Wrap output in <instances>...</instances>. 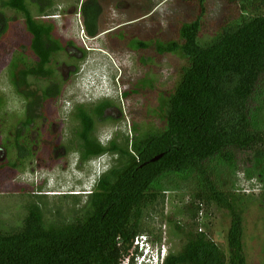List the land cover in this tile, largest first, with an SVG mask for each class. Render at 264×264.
Segmentation results:
<instances>
[{"label": "trees", "instance_id": "1", "mask_svg": "<svg viewBox=\"0 0 264 264\" xmlns=\"http://www.w3.org/2000/svg\"><path fill=\"white\" fill-rule=\"evenodd\" d=\"M195 2L196 17L181 26L180 38L157 44L159 53L185 60L178 85L157 106L162 113L160 124L142 128L133 124L131 137L115 136L104 143L96 135L97 121L105 119V110L113 101L102 100L89 108L77 106L79 126L69 148L80 163L109 155L110 165L79 210L63 213L58 207V218H46V196L38 194L39 201L27 206L19 227L5 230L0 225V264H123L128 258L132 262L139 252L137 237L147 234L156 238L155 243L162 242L147 220L165 205L163 192L172 189L163 182L168 176L187 183L194 179L197 186L192 191L198 205L214 203L228 209L231 226L229 254L206 233L196 232L189 234L183 250L168 256L165 264H247L244 211L230 190L214 179L209 163L217 158L233 165L236 150L248 155L243 167L250 172L260 169L264 179V0H226L231 7L227 18L206 40L200 36L206 0ZM8 4L26 9L25 0ZM146 46L149 43L140 42L134 48ZM42 61L47 65L49 54ZM55 74L51 67L39 66L35 71L36 76L59 77ZM13 76L12 68V81ZM139 87L121 91L122 98L138 94ZM60 92L57 85L44 88L41 96L36 97L37 91L21 94L32 99L26 117L20 119L19 137L34 124L36 106ZM4 104L0 96V110ZM70 197L75 203L82 201L78 194Z\"/></svg>", "mask_w": 264, "mask_h": 264}, {"label": "rangeland", "instance_id": "2", "mask_svg": "<svg viewBox=\"0 0 264 264\" xmlns=\"http://www.w3.org/2000/svg\"><path fill=\"white\" fill-rule=\"evenodd\" d=\"M195 1L115 0L104 6L111 24L103 25V29H109L101 40L89 42L85 39V43L123 57L111 58L100 49L90 51L89 56L79 62L81 73L72 82L64 83L58 99L49 101L41 110L46 117L42 114L34 126L23 130L20 137L17 130L21 129L20 119L25 117V101L11 84V69L21 42L16 38L19 24L11 23L5 36L0 38V96L5 101L0 110V225L5 230H14L21 225L28 213L27 206L39 201L38 194L46 196V218H58V207H62L63 213L74 208L79 210L109 167V155L80 163L77 153L69 148L79 126L76 119L78 105L89 108L105 98L113 101L115 108L109 114L113 119L107 120L105 116L96 126V135L104 143L115 136L131 137L134 135L133 124L137 123L139 128L160 124L162 113L157 106L161 98L169 96L178 85L185 60L175 54L159 53L157 44L180 38L181 26L196 17ZM206 8L200 33L202 40L216 33L231 7L226 0H206ZM133 35L143 42L148 41V48L133 51V47L141 42L133 38L127 40ZM69 62V58L55 57L52 65L54 69L60 66L65 73L70 69ZM49 83L39 79L32 88L45 87ZM136 85L140 86L138 94L122 98L121 91L131 90ZM261 86L264 92V82ZM259 105L255 103V106ZM25 146L29 150L22 149ZM234 153L233 165L222 159H212L209 163L211 173L237 198V207L244 211L243 242L247 264H264V179L260 169L250 172L249 168L243 167L248 155L236 150ZM163 182L167 189L169 186L172 189L163 192L165 205L157 207L159 212L152 213L147 220L152 232L160 235V248L169 256L178 254L187 243L189 234L203 232L229 254L230 211L214 203L199 206L192 191L197 186L194 179L187 183L168 176ZM72 194H78L82 201L75 203L70 197ZM63 196L68 198L60 199ZM141 248L145 252L147 245ZM151 255L149 252L148 256ZM129 262L127 259L124 264Z\"/></svg>", "mask_w": 264, "mask_h": 264}, {"label": "flooded vegetation", "instance_id": "3", "mask_svg": "<svg viewBox=\"0 0 264 264\" xmlns=\"http://www.w3.org/2000/svg\"><path fill=\"white\" fill-rule=\"evenodd\" d=\"M113 1L115 0H66V2L57 0H25L26 9H19L14 5L8 4L9 2H13V0H0V38L5 36L7 28L14 22L15 24H19V28H17L19 34L16 35V38H18L19 43L23 42L22 45L20 43V48L18 46L19 51L17 49L13 65L14 82L11 80V84L18 95L22 96L21 94L25 91H37V97L38 95H43V89L46 87L53 88L57 85L61 87L60 94L55 95V98L50 95L46 101H41L42 106H36L35 117H37L32 126L36 124L37 119L42 114L46 117L41 110L45 109L49 101H56L58 99L57 97L63 91V84L72 82L75 76L81 73L82 70L79 62L86 59L91 53L90 51L100 49L111 58L113 56L118 58L123 57L119 53L113 54L102 48L90 47L85 43V39H88L89 42L101 40L105 31L109 29V27H107L108 29H103V25L111 24L105 12L107 7L104 8V6L111 5ZM104 3L107 4L103 5ZM21 29L22 31L20 32ZM132 38L141 42L144 41L137 38L136 35L130 36L127 40L129 41ZM38 43H43V46H37ZM147 48V46L141 48L133 47V51ZM42 52H47L49 58H51V61L47 65L43 63L42 56H47L48 54ZM55 57L69 58L70 62L67 65L70 69L65 73L59 68L60 66L54 69L52 64ZM39 66L42 68H53L56 73L55 75L59 77L36 76L35 71ZM100 66H102L101 63ZM30 68L32 69L30 70ZM28 72L30 73L28 74ZM39 79H45L50 83L45 87L37 86V88L33 89L32 87L36 85V81ZM31 99L26 100L24 98L25 117L27 106L31 102ZM114 108V104L106 108V119H113L109 114ZM44 128H46V124H44Z\"/></svg>", "mask_w": 264, "mask_h": 264}, {"label": "clouds", "instance_id": "4", "mask_svg": "<svg viewBox=\"0 0 264 264\" xmlns=\"http://www.w3.org/2000/svg\"><path fill=\"white\" fill-rule=\"evenodd\" d=\"M145 236V240L143 241V245H147V250L143 252L142 248L139 247V252L134 256V259L132 262L133 264H165L166 260L168 258V254L166 250L160 248L161 245L154 243L155 241L147 238L148 235H141ZM140 237V236H139ZM149 237V236H148ZM138 238V237H137ZM149 252L152 253L151 256H148ZM131 261L129 264L132 263Z\"/></svg>", "mask_w": 264, "mask_h": 264}, {"label": "built area", "instance_id": "5", "mask_svg": "<svg viewBox=\"0 0 264 264\" xmlns=\"http://www.w3.org/2000/svg\"><path fill=\"white\" fill-rule=\"evenodd\" d=\"M145 240V236H140V237H138V238H136L135 239V246H140V248H141V246H143V241ZM129 259V258H128ZM127 260V259H126ZM125 260V261H126ZM124 261V262H125ZM124 262H123V264H124Z\"/></svg>", "mask_w": 264, "mask_h": 264}, {"label": "water", "instance_id": "6", "mask_svg": "<svg viewBox=\"0 0 264 264\" xmlns=\"http://www.w3.org/2000/svg\"><path fill=\"white\" fill-rule=\"evenodd\" d=\"M160 157H161V155L157 156L156 158L153 159V161L158 160Z\"/></svg>", "mask_w": 264, "mask_h": 264}]
</instances>
